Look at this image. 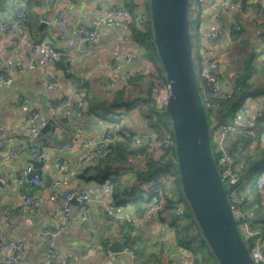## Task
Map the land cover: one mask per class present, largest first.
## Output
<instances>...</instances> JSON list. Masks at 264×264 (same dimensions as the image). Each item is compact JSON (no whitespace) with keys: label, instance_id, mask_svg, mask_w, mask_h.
<instances>
[{"label":"crops","instance_id":"obj_1","mask_svg":"<svg viewBox=\"0 0 264 264\" xmlns=\"http://www.w3.org/2000/svg\"><path fill=\"white\" fill-rule=\"evenodd\" d=\"M115 5L135 10L138 19L144 7L143 0H0V21L10 20L21 7L27 9L31 18V23L14 35L0 30V75L14 78L12 84L0 85V140L5 143L0 149V173L3 175L0 179V246L6 241L23 243L21 264H59L62 260L67 264L191 262L189 251L180 246L177 227L167 214H145L140 211V206L130 202L136 173L145 170L152 161L161 168V151L154 143L151 142L148 152L142 156L131 155L122 164H100L98 170L88 171V166L83 163L90 152L83 141L103 137L110 119L100 117L99 113L119 99V90L124 91L122 100L126 103L125 107L113 108L114 114L121 116L117 124L119 135L123 132L148 135L151 132L144 117L149 108L145 102L148 85L143 78L135 81L128 75L141 65L118 61L117 56L132 52L147 64L151 63L139 55L131 27H125L119 19L106 17L107 11ZM61 10L66 13L71 35L84 25L96 29L97 42L83 41L76 48H68L66 43L57 40L53 21ZM232 21H238L243 28L237 51L231 40ZM220 24L224 26L218 49L223 57L220 84L225 90L232 91L234 80L241 73L242 61L251 53L263 71L264 0H232L227 11L217 15L204 14L200 24L202 36H209ZM45 45L61 53L53 73L54 87L49 86L45 68L27 69L32 55H40ZM20 67L22 71H19ZM256 79L264 86L263 73L257 74ZM76 97L85 101V110L57 114L51 120L54 129L40 131L38 138L46 158L43 166L36 168L26 130L28 108L22 101L28 99L33 107L48 115L49 104ZM263 103L264 95L261 94L258 98L248 99L245 104L255 118ZM91 107L94 110L91 111ZM69 144L73 147L67 148ZM261 145L264 147V134ZM30 166L41 175L39 187L23 178L24 170ZM104 169L108 170V178L100 175ZM160 173L158 183L170 174L167 168ZM47 177L50 180L46 185ZM115 178L121 182L117 195L126 202L125 206L117 203L114 189L109 190L110 179ZM172 183L170 178L168 185ZM143 188L147 189L149 185L145 184ZM78 189H86L92 196L88 216L80 218L78 203H73V218L55 239L56 258L49 263V239L43 235V230L58 223L62 212L61 194ZM28 198L32 199V206L27 205ZM109 204L116 207L113 216L106 212ZM122 236L128 239L131 253L115 252L113 247L121 243ZM109 245H112L111 254H107ZM3 256L0 251V258Z\"/></svg>","mask_w":264,"mask_h":264},{"label":"built area","instance_id":"obj_2","mask_svg":"<svg viewBox=\"0 0 264 264\" xmlns=\"http://www.w3.org/2000/svg\"><path fill=\"white\" fill-rule=\"evenodd\" d=\"M200 7L205 15H217L221 11H227L232 5V0H198ZM106 17L116 18L123 22L125 27L130 28L134 23V16L131 11L124 5L111 6L106 13ZM42 21H44L41 18ZM139 21L142 27H146L148 23V15L143 7L139 13ZM31 23V18L27 13L25 7H21L16 15L8 21H0V30L4 33L16 34L25 26ZM56 27L57 40L66 43L68 48H76L78 44L83 41H89L96 43L98 40V32L96 29L79 26L73 35H71L67 28V16L64 10L57 13L54 21ZM231 28L235 31H241V26L236 22H231ZM224 31V26L220 24L211 34L207 37H201L198 45L201 61L199 66L196 67L198 86L200 94L203 100L205 109L211 110L210 118L214 122V130L212 132V140L216 145V151L222 155V162L225 165L224 177L231 183H235L238 180L240 167L236 164L235 159L228 153L226 143L231 133L235 131L236 127H242L251 129L254 126L255 118L251 115L250 108L244 104L238 111L235 119L230 123H223L221 119L217 120V113L221 109L220 102L227 100L231 97L232 91L225 90L220 84V75L223 68V57L219 55V40ZM24 43V41H22ZM30 63L28 64V70H34L38 67H43L47 70L46 78L50 87L55 86L54 71L57 69V64L61 59V53L50 45H45L41 54H33ZM119 61L136 62L141 65L140 68L134 69L129 72V76H141L148 85L149 92L153 95L155 103L159 108H164L170 96V87L166 82L164 73H159L155 66L147 64L142 61L141 57L134 55L132 52L122 53L117 56ZM23 68H19L22 71ZM244 74V72L242 73ZM14 82V78L6 74L0 75V85H10ZM22 105L28 108L27 112V134L30 138V146L32 150L33 161H43L46 155L43 151L42 145L39 142V133L49 121H51L57 114L67 115L73 111H83L86 108V103L82 98H62L59 101H55L48 105V115L43 111L33 107L28 99L22 101ZM163 110V111H164ZM165 112V111H164ZM121 120L120 114L116 113L112 119L108 121V128L103 137L99 140L87 139L83 141V145L90 149L89 154L84 159L83 163L86 166H95L99 160L107 153L108 148L119 140L131 139L138 146L142 145L146 140L153 139L155 148L162 149L166 152V156L169 159H173L175 156V148L173 149V134L172 132L163 129L162 139L156 141L154 133L148 135H135L128 132H123L122 135L118 133V123ZM250 134L255 135L253 131ZM5 147V143L0 140V149ZM73 145L69 144L67 148H72ZM16 152L13 153L15 155ZM143 153H138L136 156L140 157ZM9 156L5 157V161H9ZM62 163V162H61ZM64 163V162H63ZM164 162L161 161V167ZM167 179L160 183L167 184L169 179L174 180V171L171 168H167ZM170 176V177H169ZM23 178L33 186L39 187L42 185L41 175L30 166L23 172ZM259 188L264 189V173L259 178ZM113 186L109 185V190H112ZM230 198L237 201V191H233ZM62 200V212L58 219V223L53 227L45 228L43 235L49 239V250L47 253V260L49 263L56 258V243L55 239L60 235L63 227L71 222L73 218V203H78V216L80 218H86L88 216V208L93 201L92 196L86 189H78L77 191H65L61 194ZM162 199L159 203H153L149 207L144 209L145 214L157 213L163 203ZM28 206H32V199L26 200ZM116 210L115 205L109 204L106 208V212L109 216H113V212ZM235 218L244 217L241 211L234 212ZM130 223V222H129ZM243 239L254 241L252 243L250 255L255 264H264V242L261 237H258V232L254 231L248 222H245L239 228ZM120 242L123 244V251L125 253H131L129 249V241L126 237H120ZM248 247V245H247ZM249 248V247H248ZM24 249V244L16 241H6L0 246V251L4 253V256L0 258V264H21V254ZM112 245L107 248V254H111ZM59 264H67L66 260H62Z\"/></svg>","mask_w":264,"mask_h":264},{"label":"trees","instance_id":"obj_3","mask_svg":"<svg viewBox=\"0 0 264 264\" xmlns=\"http://www.w3.org/2000/svg\"><path fill=\"white\" fill-rule=\"evenodd\" d=\"M191 6L189 10L190 31L193 42V57L195 66L198 67L201 61L200 53L198 50L199 41L202 37L201 34V17L198 10H202L198 0H190ZM146 14L148 15V23L146 27H142L137 17L135 10L131 11L134 16V23L131 26L133 39L136 44V49L144 59L149 61L159 73H163L161 64L156 53V49L153 42V33L151 28V19L149 12V0H143ZM203 11V10H202ZM196 13L197 17L193 15ZM204 13V12H203ZM191 15V18H190ZM241 31H235L232 28L231 40L235 44L234 51H237L239 46V39L243 35L242 25ZM195 26L196 31L192 34V27ZM237 57V54H236ZM255 55L251 53L248 58H244L242 61L241 73L234 80V87L232 95L229 99L220 102L221 109L217 113V120L221 119L223 123L232 122L240 108L250 98H258L261 94L264 95V86L261 85L257 78V74L263 73L255 63ZM238 59V57H237ZM244 72V74H242ZM136 80H141V76H133ZM148 98L146 103L149 104L148 110L145 111L144 117L147 120L148 128L151 133H154L156 141L162 139V130L166 129L172 132L169 116L164 112V108H159L153 95L148 91ZM119 99L110 104V108H105L103 112L99 113L100 117L112 119L114 115L113 108L125 107L126 103L122 100L124 91L119 90L117 92ZM125 105V106H124ZM88 110L90 108H87ZM94 110L91 107V111ZM97 111V109L95 108ZM164 110V111H163ZM95 111V112H96ZM208 119L211 115V110L207 109ZM112 114V115H111ZM107 116V117H106ZM209 124L213 127L214 124ZM212 124V125H211ZM253 131L255 135L250 134ZM264 134V103L261 111L255 115V123L251 129L242 127H236L235 131L230 134L227 139V151L235 159L236 164L240 167V173L237 182L231 183L224 177L225 165L222 162V155L216 151L215 142L212 140V150L218 169L220 171L223 184L228 191V197L231 201L233 211H241L244 217H237L236 221L238 227L245 222H248L251 228L258 232V237L264 242V189L259 188V178L264 173V147L261 145V139ZM153 139L146 140L142 145L138 146L131 139L119 140L113 143L107 150V153L101 158L97 165L88 166V171L98 170L100 164H112L115 162L123 163L129 156H135L138 153H144L149 150ZM174 149V143H173ZM160 159L164 162L161 168L156 167L155 162L152 161L147 165L145 170L138 171L136 173V183L131 188L134 195L131 196L130 202L141 207L140 211H144L153 203H159L162 199L165 200L159 214H167L174 226L177 227L178 242L181 247L189 251L191 262L190 264H218V261L211 253L207 243L204 241L201 231L191 213V209L184 198L179 174L177 171L176 156L173 159H169L166 156V152L162 149ZM164 168H171L174 171V180L170 185L164 183H158L157 178L160 172ZM101 172L100 175L105 178L109 177L108 170ZM110 184L113 186L114 195H116L117 203L125 206L126 202L121 201L118 198V189L121 186V182L118 179H110ZM148 184L149 188L144 189L143 185ZM233 191H237L238 200L235 201L230 198ZM140 206V207H139ZM255 238L247 240L245 243L251 249L252 243ZM129 249L130 245L128 244Z\"/></svg>","mask_w":264,"mask_h":264},{"label":"water","instance_id":"obj_4","mask_svg":"<svg viewBox=\"0 0 264 264\" xmlns=\"http://www.w3.org/2000/svg\"><path fill=\"white\" fill-rule=\"evenodd\" d=\"M190 6V0H149L153 42L170 87L165 113L170 118L182 192L218 264H255L213 155L215 126L209 124L198 86ZM51 122L41 132L53 130ZM32 162L36 168L44 164ZM113 248L116 253L123 251L121 243Z\"/></svg>","mask_w":264,"mask_h":264},{"label":"rangeland","instance_id":"obj_5","mask_svg":"<svg viewBox=\"0 0 264 264\" xmlns=\"http://www.w3.org/2000/svg\"><path fill=\"white\" fill-rule=\"evenodd\" d=\"M198 11H199V14L197 13V15H198L199 17H201V22H202V21H203V18H204V14H205V13H203V11H202V10H201V11H200V10H198ZM193 16H194V17H197V16H196V13H195ZM190 18H191V15H190ZM196 28H197V27H195V26H193V27H192V34H194V33H195V31H196ZM210 116H211V115H210ZM210 116H209V119L211 120V122H210V123L214 124V122L212 121V119L210 118ZM212 124H211V125H212ZM213 126H214V125H213ZM213 141H214V140H213ZM169 177H170V176H169Z\"/></svg>","mask_w":264,"mask_h":264}]
</instances>
